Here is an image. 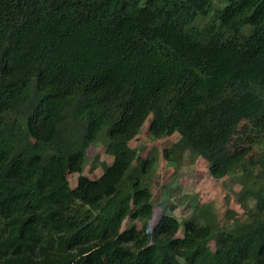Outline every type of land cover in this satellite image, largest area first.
Wrapping results in <instances>:
<instances>
[{
  "label": "trees",
  "instance_id": "trees-1",
  "mask_svg": "<svg viewBox=\"0 0 264 264\" xmlns=\"http://www.w3.org/2000/svg\"><path fill=\"white\" fill-rule=\"evenodd\" d=\"M145 122L169 167L240 173L243 217L168 190L150 226ZM0 264H264V0H0Z\"/></svg>",
  "mask_w": 264,
  "mask_h": 264
},
{
  "label": "rangeland",
  "instance_id": "rangeland-1",
  "mask_svg": "<svg viewBox=\"0 0 264 264\" xmlns=\"http://www.w3.org/2000/svg\"><path fill=\"white\" fill-rule=\"evenodd\" d=\"M214 2L217 5L221 4V0H214ZM176 139V135L158 140L151 139L147 136L145 122L138 136L129 144L139 152L141 158H145L150 150L155 151L157 164L150 175L154 204L150 226H153L159 218L160 203L164 198L168 200V190L171 192L170 202L178 206L174 216L180 222L192 215V209L188 206L191 198L196 199L201 205H209L211 212L218 217L221 224H225L229 217V214H226L227 211L237 212L240 217H243L244 211L237 201L238 194L242 189L239 181L240 173L221 180L213 179L208 174L206 162L201 158L192 162L185 158L177 169L169 167L163 158V150L169 148ZM95 157L108 165L112 162V159L104 152L103 141L97 142L87 151L83 173L91 178H97L102 173L100 168L92 172L89 171ZM68 179L70 182L72 181L70 186L73 188L76 185L77 174L70 175ZM180 198H185L184 205H179ZM248 206L255 210L253 200H249Z\"/></svg>",
  "mask_w": 264,
  "mask_h": 264
}]
</instances>
